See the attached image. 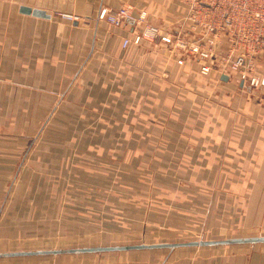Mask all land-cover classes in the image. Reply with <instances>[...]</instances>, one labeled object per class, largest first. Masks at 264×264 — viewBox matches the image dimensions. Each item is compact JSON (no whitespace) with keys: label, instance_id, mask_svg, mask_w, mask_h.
I'll return each mask as SVG.
<instances>
[{"label":"crops","instance_id":"crops-1","mask_svg":"<svg viewBox=\"0 0 264 264\" xmlns=\"http://www.w3.org/2000/svg\"><path fill=\"white\" fill-rule=\"evenodd\" d=\"M21 5L50 17L21 13ZM121 7L146 11L148 21L163 30L179 29L186 15L179 0H0V229L9 205V174L24 171L35 160L36 143L47 128L67 127L64 139L70 141L60 143L68 155H100L123 139L163 146L171 142L169 148L178 154L203 159L197 171L216 174L211 188L222 190L225 203L249 204L250 192L245 191L264 188L253 180V171L262 166L264 171V119L256 118L253 104L238 91L247 89L227 79L219 94L216 82L165 57L158 40L122 48V40H132L139 25L124 19L114 26L98 18L101 9ZM191 108L197 117L189 116ZM79 141L102 144L76 150ZM106 143L113 147L106 149ZM244 157H250L244 177L232 176L231 167L219 168ZM202 183L193 180V188ZM20 239L13 232L0 233V253L92 247L15 248ZM216 247L223 248L211 249ZM94 254L105 259L85 258ZM0 264H264V242L8 256L0 257Z\"/></svg>","mask_w":264,"mask_h":264},{"label":"rangeland","instance_id":"rangeland-1","mask_svg":"<svg viewBox=\"0 0 264 264\" xmlns=\"http://www.w3.org/2000/svg\"><path fill=\"white\" fill-rule=\"evenodd\" d=\"M256 63L255 71L264 74V50ZM184 66L198 70L194 63ZM220 71L200 76L216 82L219 94L226 90L221 76L231 84L241 83L247 90L238 91L253 104L256 118L264 119V91L250 88L235 73ZM193 109L189 112L191 118L197 117ZM66 132L67 127L45 129L36 143L39 153L35 160L24 171L9 174L5 190L9 205L2 215L0 233L20 236L11 246L69 248L264 236V188L245 191L250 192L249 204L248 200L236 204L234 199L225 203L222 190L211 188L216 174L197 171L203 159L178 154L179 150L169 148L171 142L163 146L153 140L123 139L115 141L117 147L113 150L88 157L62 153L60 142L70 141L64 139ZM35 133L31 130V136ZM93 143L94 148L102 144L79 141L76 150ZM112 147L105 144L108 150ZM247 158L220 164L219 168L231 167L232 176L244 177ZM262 168L253 171V180L264 183ZM193 180L203 182L202 188H193ZM227 191L235 195V190ZM216 196L218 205L213 202ZM163 215L166 223L162 222ZM166 226H178V230L170 231ZM89 256L85 258L105 259V255Z\"/></svg>","mask_w":264,"mask_h":264},{"label":"built area","instance_id":"built-area-1","mask_svg":"<svg viewBox=\"0 0 264 264\" xmlns=\"http://www.w3.org/2000/svg\"><path fill=\"white\" fill-rule=\"evenodd\" d=\"M186 10L184 21L177 30H163L151 24L147 12L134 13L128 7L117 11L101 9L99 20L121 26L132 19L140 27L129 43L158 40L162 54L178 65L194 63L202 76L218 70L220 74L235 73L241 82L264 91V74L255 71L264 50V0H179ZM67 20L76 19L61 14Z\"/></svg>","mask_w":264,"mask_h":264},{"label":"water","instance_id":"water-1","mask_svg":"<svg viewBox=\"0 0 264 264\" xmlns=\"http://www.w3.org/2000/svg\"><path fill=\"white\" fill-rule=\"evenodd\" d=\"M19 11L24 14H31L36 17L49 18L44 10L37 8H30L28 6L21 5ZM222 80H226V76L221 77ZM264 242V236L253 237H239L228 238L221 240H195L186 242L175 243H154V244H132L121 246H98V247H85V248H70V249H54L44 251H19L0 253V257L8 256H24V255H40V254H60V253H86V252H104V251H121V250H133V249H151V248H174L179 246H208V245H229V244H246V243H260Z\"/></svg>","mask_w":264,"mask_h":264}]
</instances>
